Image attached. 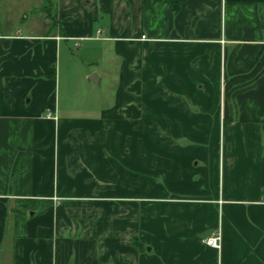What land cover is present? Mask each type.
<instances>
[{"label":"crops","instance_id":"crops-1","mask_svg":"<svg viewBox=\"0 0 264 264\" xmlns=\"http://www.w3.org/2000/svg\"><path fill=\"white\" fill-rule=\"evenodd\" d=\"M36 1L0 32V264H264V0Z\"/></svg>","mask_w":264,"mask_h":264},{"label":"rangeland","instance_id":"rangeland-1","mask_svg":"<svg viewBox=\"0 0 264 264\" xmlns=\"http://www.w3.org/2000/svg\"><path fill=\"white\" fill-rule=\"evenodd\" d=\"M26 7L27 8L25 9L24 4H23V7L19 6L16 12L14 13L0 14V32L2 33H21L23 35L24 34L29 35L33 33L34 31H36L35 29L37 25L36 23L42 20L43 13L41 12L40 6L36 0H34V2L28 3ZM72 53L74 54L76 58L75 64H74L75 69L82 70L85 67L92 66V63H91L90 65H84L82 67L79 59L77 58L78 56L77 51L73 50ZM112 70L114 69L112 68L111 71ZM78 78H80V74H77V79L75 80V84L77 85L81 84ZM114 80H115L114 73H112L110 75V80L107 83H103L101 85L96 86L95 90L88 91V95L91 96V94H93L95 91V94L98 96L100 93V90H104L103 87L105 86L106 91L104 90L105 91L104 93L107 94L106 98L107 99L108 97L110 98L111 95L114 94L116 90V84ZM79 86L74 89L77 90Z\"/></svg>","mask_w":264,"mask_h":264},{"label":"built area","instance_id":"built-area-1","mask_svg":"<svg viewBox=\"0 0 264 264\" xmlns=\"http://www.w3.org/2000/svg\"><path fill=\"white\" fill-rule=\"evenodd\" d=\"M143 39H146V36H143ZM204 243L207 246L211 247V248H214L216 250H220L221 249V245H222V234H221V231L217 230L212 235L206 237L204 239Z\"/></svg>","mask_w":264,"mask_h":264},{"label":"trees","instance_id":"trees-1","mask_svg":"<svg viewBox=\"0 0 264 264\" xmlns=\"http://www.w3.org/2000/svg\"><path fill=\"white\" fill-rule=\"evenodd\" d=\"M170 1L174 4V6H175L176 8L179 7V3H180L179 0H170Z\"/></svg>","mask_w":264,"mask_h":264}]
</instances>
